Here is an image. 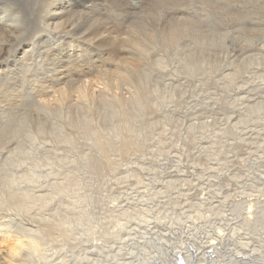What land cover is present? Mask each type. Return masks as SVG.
I'll use <instances>...</instances> for the list:
<instances>
[{
  "label": "clouds",
  "instance_id": "obj_1",
  "mask_svg": "<svg viewBox=\"0 0 264 264\" xmlns=\"http://www.w3.org/2000/svg\"><path fill=\"white\" fill-rule=\"evenodd\" d=\"M22 2L0 264H264V0Z\"/></svg>",
  "mask_w": 264,
  "mask_h": 264
},
{
  "label": "bare ground",
  "instance_id": "obj_2",
  "mask_svg": "<svg viewBox=\"0 0 264 264\" xmlns=\"http://www.w3.org/2000/svg\"><path fill=\"white\" fill-rule=\"evenodd\" d=\"M25 3H26V0H24V2H22L21 6L24 7ZM1 20H2L1 23L4 22L6 20V17L2 18ZM65 50H67V49H65Z\"/></svg>",
  "mask_w": 264,
  "mask_h": 264
},
{
  "label": "rangeland",
  "instance_id": "obj_3",
  "mask_svg": "<svg viewBox=\"0 0 264 264\" xmlns=\"http://www.w3.org/2000/svg\"><path fill=\"white\" fill-rule=\"evenodd\" d=\"M2 18H4V17H0V23H1V21H2V20H1ZM65 51L67 52V50H65Z\"/></svg>",
  "mask_w": 264,
  "mask_h": 264
}]
</instances>
